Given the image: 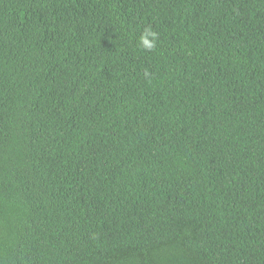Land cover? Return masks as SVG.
<instances>
[{"label": "trees", "instance_id": "trees-1", "mask_svg": "<svg viewBox=\"0 0 264 264\" xmlns=\"http://www.w3.org/2000/svg\"><path fill=\"white\" fill-rule=\"evenodd\" d=\"M0 264H264V0H0Z\"/></svg>", "mask_w": 264, "mask_h": 264}, {"label": "clouds", "instance_id": "clouds-1", "mask_svg": "<svg viewBox=\"0 0 264 264\" xmlns=\"http://www.w3.org/2000/svg\"><path fill=\"white\" fill-rule=\"evenodd\" d=\"M157 40L158 33L151 29H145L139 37L138 45L146 51H152L156 48ZM144 76L147 78L150 76V73L145 70Z\"/></svg>", "mask_w": 264, "mask_h": 264}]
</instances>
